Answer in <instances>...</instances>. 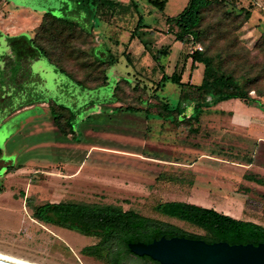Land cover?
Instances as JSON below:
<instances>
[{
	"label": "rangeland",
	"instance_id": "obj_1",
	"mask_svg": "<svg viewBox=\"0 0 264 264\" xmlns=\"http://www.w3.org/2000/svg\"><path fill=\"white\" fill-rule=\"evenodd\" d=\"M9 1L1 5L3 11L6 7L30 8L37 13L45 10L42 0ZM48 1L51 7H58L56 1ZM120 1L128 7L112 25L103 21L92 24L91 13L81 18V13L73 12L72 17L83 25L75 26L68 39L73 56L52 53L91 89L71 84L74 87L62 92L46 64L42 65L46 68L42 74L45 94L74 111L77 122L73 129L62 115L59 122L65 131L61 132L46 102L1 124V254L35 264H111L87 248L93 237L32 215L31 206L45 202L118 205L203 234L202 228L155 210L161 201L194 200L264 225V185L244 177L249 172L264 178V146L257 148L252 138L260 128L254 126V117L244 113L246 105L239 99L224 100L217 106L212 102V89H196L203 66L197 63L191 69L188 55L203 46L175 41L170 32L174 26L165 21L187 0H168L164 11L146 0ZM241 6L251 8V16L234 32L255 53L264 32V0L214 5L205 11L202 26L217 24L223 11ZM20 11L9 14L5 25L20 22L25 17ZM139 14L147 26L142 37L149 41L150 49H168L160 58L161 66L139 39H128ZM240 18L234 17L236 21ZM232 21L230 25L227 18L224 25L233 28ZM20 23L29 29L33 22ZM107 67L106 84L92 88ZM173 71L182 72L184 84L160 81L163 73ZM259 86L264 87V79ZM111 93L115 102L107 101ZM250 94L255 95L254 90ZM260 99L264 103V95ZM163 103L172 111H166ZM253 155V165L241 163ZM7 165L13 169L7 171ZM139 263L131 255L125 260V264Z\"/></svg>",
	"mask_w": 264,
	"mask_h": 264
},
{
	"label": "trees",
	"instance_id": "obj_2",
	"mask_svg": "<svg viewBox=\"0 0 264 264\" xmlns=\"http://www.w3.org/2000/svg\"><path fill=\"white\" fill-rule=\"evenodd\" d=\"M42 1L41 7L45 10L31 35L28 33L10 35L0 31V120L24 106L46 102L52 111L54 122L61 132H64L59 118L64 115L66 123L73 129L77 122L76 114L68 106L57 104L45 94L47 90L44 88L45 79L42 74L48 68L47 70L54 75L55 86L60 87L62 92L65 88L74 86L91 89L74 77L52 55L57 51L73 56L74 50L69 46L68 39L71 38L75 26L82 28L83 25L71 14L81 13L82 16L79 17L82 18L84 14L91 13L90 23L103 21L112 25L128 4L125 5L120 0H53L58 5L56 8L50 6V1ZM146 1L159 11H164L168 0ZM231 1L233 0H187L180 11L174 15H167L165 21L168 25L174 26V29L170 28V32L175 41L189 44L200 42L203 46L202 49H194L188 55L191 69L195 68L197 63L203 66L201 81L196 85L198 91L212 89L214 104L239 99L247 105H256L264 109V103L260 99L264 95V87L259 86L260 81L264 79V32L255 45V53L247 48L234 32V29H239L250 18L251 8L241 6L238 10L226 9L220 15L217 24L202 26L206 10ZM6 3V0H0V10ZM132 4L137 9V5ZM229 13L233 16H229ZM240 16L238 21L234 19ZM227 18L230 19V25L234 20L235 27H231L232 29L224 25ZM146 27L143 16L139 14L136 25L129 30V40L139 39L156 64L161 66L160 58L168 54V49L151 50L149 41L142 37ZM99 53L98 51V55ZM43 63L46 64V68L42 66ZM107 69L108 67L102 72L100 82L92 88L106 84ZM181 73V71L163 73L160 81L182 85L184 81ZM251 90H254L255 95L250 94ZM112 93L111 97L107 98L108 102H115ZM162 106L166 111H172L165 103ZM1 150L0 147V155ZM243 159L244 162H252L249 156ZM6 168L7 171H11L13 166L7 165ZM244 177L264 185L263 177L249 172L244 174ZM31 208L35 217L54 221L59 226L78 229L85 234H95L100 227L103 238L98 246L106 251L113 246L128 251L129 241L149 242L161 235L202 238L208 242L224 240L229 243L256 244L264 241L263 224L235 218L212 207L184 200L158 202L155 210L168 217L198 226L204 230L203 234L188 232L171 222L144 215L134 209L124 210L113 204L58 201L45 202Z\"/></svg>",
	"mask_w": 264,
	"mask_h": 264
},
{
	"label": "water",
	"instance_id": "obj_3",
	"mask_svg": "<svg viewBox=\"0 0 264 264\" xmlns=\"http://www.w3.org/2000/svg\"><path fill=\"white\" fill-rule=\"evenodd\" d=\"M127 245L134 254H146L162 264H264V241L208 242L202 238L161 235L149 242L129 241ZM0 264L23 263L0 256Z\"/></svg>",
	"mask_w": 264,
	"mask_h": 264
},
{
	"label": "crops",
	"instance_id": "obj_4",
	"mask_svg": "<svg viewBox=\"0 0 264 264\" xmlns=\"http://www.w3.org/2000/svg\"><path fill=\"white\" fill-rule=\"evenodd\" d=\"M7 3L6 5H8L10 3L9 0H6ZM21 10V11H20ZM19 11L22 15H24L25 17H21V19L19 20L20 22L22 23H26V24H29L30 22L32 23L31 26L29 27V29H27L28 27H26V25H19L21 24L20 22H17L16 23H13L11 26H7L5 25V23H9L8 21H10V18L8 19L9 17V14L10 15H14V14H19ZM38 10H30V8L26 9V8H23V7H19L18 11L17 10H11L9 8L6 7L5 11L3 10H0V18L2 19V24H0V31L4 34H10V35H15V34H20V33H28V34H32L33 33V30L34 28L40 23V20H41V14L44 10H40L41 13H37ZM39 12V11H38ZM36 16V18H35ZM7 21V22H6ZM3 25V26H2ZM5 25V26H4ZM129 39V38H128ZM229 100H238V99H229ZM226 101V100H225ZM223 101L219 102V103H216V105L218 106V104L222 103ZM36 104H41L40 102L39 103H34V104H31V105H27V106H24L20 109H17L15 110L14 112L6 115L5 117H3L1 120H0V127H1V124L7 120L8 117L12 116V115H16L24 110H30L32 109ZM47 104V103H46ZM242 104H245V103H242ZM215 105V106H216ZM246 105V108H245V112L242 110V112H244L245 114H248L247 116L248 117H254V126H256L257 128H260L259 130H256L257 132L254 133V135H252V138L256 141L257 145L256 147L259 148L260 146H264V110L256 105ZM40 106V105H39ZM48 106V105H47ZM217 108V107H216ZM237 109H235L234 114H237ZM252 162L250 163H247V162H244V161H241L242 164H245V165H253V163L255 162V158H254V155L252 156ZM184 201H187V200H184ZM187 202H191V203H195V204H199V205H202V206H206V205H203V203L199 202V201H187ZM227 214V213H226ZM245 220H251V219H245ZM254 221V220H252ZM256 222V221H255ZM259 223V222H257ZM261 224V223H260Z\"/></svg>",
	"mask_w": 264,
	"mask_h": 264
},
{
	"label": "flooded vegetation",
	"instance_id": "obj_5",
	"mask_svg": "<svg viewBox=\"0 0 264 264\" xmlns=\"http://www.w3.org/2000/svg\"><path fill=\"white\" fill-rule=\"evenodd\" d=\"M61 227H64V226H61ZM64 228L71 230V231H76L85 236L93 237L94 240L90 243H87L86 244L87 247L92 246L93 247L92 251H95L98 254L99 259H106V261H111V264H125V260L128 258V255L138 258L139 261H141V263L143 264H162L158 260H155L146 254H143V255L134 254L133 252L129 250V248H128V251L122 250L120 247H116V246L110 247L109 249H107V251L104 248H100L98 245L103 238L102 236L103 232L100 227L98 228V232L95 234H85L84 232H81L78 229H74L71 227H64Z\"/></svg>",
	"mask_w": 264,
	"mask_h": 264
},
{
	"label": "bare ground",
	"instance_id": "obj_6",
	"mask_svg": "<svg viewBox=\"0 0 264 264\" xmlns=\"http://www.w3.org/2000/svg\"><path fill=\"white\" fill-rule=\"evenodd\" d=\"M0 256L4 257V258L11 259V260L19 262V263H23V264H35V263H31V262H28V261L20 260V259H18L16 257L8 256V255L1 254V253H0Z\"/></svg>",
	"mask_w": 264,
	"mask_h": 264
}]
</instances>
